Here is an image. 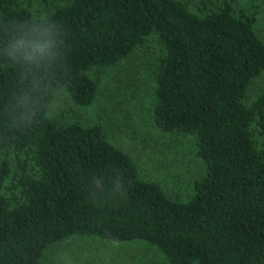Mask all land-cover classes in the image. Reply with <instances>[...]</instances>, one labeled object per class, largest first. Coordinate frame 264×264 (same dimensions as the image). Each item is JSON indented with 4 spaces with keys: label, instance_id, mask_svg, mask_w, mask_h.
Here are the masks:
<instances>
[{
    "label": "trees",
    "instance_id": "trees-1",
    "mask_svg": "<svg viewBox=\"0 0 264 264\" xmlns=\"http://www.w3.org/2000/svg\"><path fill=\"white\" fill-rule=\"evenodd\" d=\"M240 1L0 0V264H51L73 236L144 241L168 264H264V92L244 100L264 43ZM151 36L153 122L192 137L205 166L186 200L143 179L100 123L48 115L61 90L91 105L90 71Z\"/></svg>",
    "mask_w": 264,
    "mask_h": 264
},
{
    "label": "rangeland",
    "instance_id": "rangeland-1",
    "mask_svg": "<svg viewBox=\"0 0 264 264\" xmlns=\"http://www.w3.org/2000/svg\"><path fill=\"white\" fill-rule=\"evenodd\" d=\"M235 6L257 14L254 28L264 43V0H242ZM159 56L160 44L151 36L127 59L90 71L98 82L91 105H76L61 90L49 104L48 115L61 123H100L106 138L132 157L143 179L157 182L170 197L186 200L205 166L195 156L192 137L162 132L153 122V71ZM263 92L264 70L250 83L244 100L249 103ZM16 165L15 159V169ZM45 257L51 264H168L144 241L114 242L94 236L66 238L50 247Z\"/></svg>",
    "mask_w": 264,
    "mask_h": 264
},
{
    "label": "clouds",
    "instance_id": "clouds-1",
    "mask_svg": "<svg viewBox=\"0 0 264 264\" xmlns=\"http://www.w3.org/2000/svg\"><path fill=\"white\" fill-rule=\"evenodd\" d=\"M35 47H39V46L37 45V46H35Z\"/></svg>",
    "mask_w": 264,
    "mask_h": 264
}]
</instances>
